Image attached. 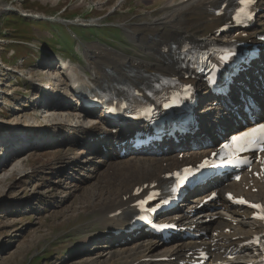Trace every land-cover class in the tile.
I'll use <instances>...</instances> for the list:
<instances>
[{"label":"bare ground","instance_id":"bare-ground-1","mask_svg":"<svg viewBox=\"0 0 264 264\" xmlns=\"http://www.w3.org/2000/svg\"><path fill=\"white\" fill-rule=\"evenodd\" d=\"M56 1L51 0L54 3ZM217 1L164 0L161 6L163 13L159 16L149 21L136 23L135 27L123 26L129 39L135 45L134 53H126L125 51L108 48L100 44H88L85 46L84 52L86 64L82 65L81 62L73 63L74 67L72 68L74 75L79 81L80 88L98 86L111 90L120 86L124 91H127L139 88L150 77L163 76L180 71L177 59L182 38L188 36L192 42L197 44H204L214 40L213 29L219 24V19L213 15L211 16L210 12L206 11L204 7L208 4L207 6L212 9L211 3H216ZM259 3L261 12L256 16L254 26L248 31L249 38L254 42L256 41L254 38L255 33L264 27V0H260ZM4 7L6 6L0 2V11ZM10 10L12 11L11 8ZM24 13L27 12L25 11ZM93 22L97 23L95 20L91 23ZM228 38H231V34L228 35ZM260 58L262 64H264V55L262 54ZM168 63L171 67L168 66ZM253 65L255 68H259L254 63ZM38 69L43 73L40 81H45L44 84L48 85L54 84V91L51 92L44 90V86L41 87V91H45L44 94L42 92L45 103L39 109L43 108V113L45 115L49 114V117H51L48 119L50 123H45L43 126L60 125L63 128L62 132L71 134L78 132L82 137V141L77 139L68 140L70 145L77 143L75 148L78 149L75 152L65 157H63L65 154H60L62 156L59 155L57 162L49 160L50 163L47 161L51 169L55 167L54 169L59 170L64 167L72 169L79 166V164H88L87 170L89 172L85 175H80L73 185L74 189H77V198L81 208H85L86 211L92 213L91 224L83 229V237L78 240L81 241L79 244L83 245L90 241L93 242L94 246L98 247L97 249H103L102 252L106 253L110 263L117 262V264H133L135 262L137 264H170L172 262H155L154 259L165 256H182L186 251V247L195 244L190 241H181L179 237L169 241L173 243L168 244V242L156 240L143 232H140L135 237L130 236L128 239L120 236L104 237V232L106 229L114 230L118 226L125 227L127 225V216L130 215L132 210L131 192L135 186H142L152 181H161V177L169 172L172 166L180 165L184 163L183 161L187 163L193 160L196 154L207 153L210 150L211 143L216 141L218 136L231 131L236 126H240L237 123L236 116L237 114L241 115V112L233 110L232 107L224 109L213 106L200 110L198 111L199 119L197 120L196 128L189 132V135H182L175 145L169 139H165L160 142L159 147L156 149L148 148L143 151L129 152L127 156L122 158L118 157V150L116 151L115 146L124 139L127 129H122L120 126H111L99 118V130L95 132L97 125L89 121L95 115L93 112H84L82 107L77 104V101L70 97L76 85L74 86L67 82L65 71L61 70L59 65L56 66L53 61H45L38 66ZM37 80L38 78L35 79V81ZM191 82L196 86L201 84L197 80H191ZM259 84V81L253 76H251V79L249 76L247 81H243V86L247 92L250 89H256ZM38 87L40 86L38 85ZM260 89H262L261 86ZM232 90H234V87H232ZM262 90L264 91V89ZM34 94H36L35 98L37 100V91ZM203 94H205V91L199 95V101L202 104L207 102L204 105L206 107L208 106L209 95ZM232 95L233 91L228 94L227 99L232 100ZM64 97L67 99H64ZM227 99H224V101ZM72 101H75L76 104L72 103ZM38 102L41 104L40 101ZM39 104L36 103V106ZM203 111L207 112L203 114ZM213 113L215 114V120L211 119ZM259 114H262V111H259ZM52 116H57L59 119H53ZM61 118H64V120ZM48 120L46 121L48 122ZM245 122L249 124L248 120H245ZM235 123L237 124L235 125ZM113 128L115 129L114 131L112 130ZM102 132L104 135L99 139V134L102 135ZM200 135L205 137L207 142L202 147L201 143L198 142L196 149L190 151V148L195 147V145L189 146V144L195 142ZM8 142L11 141L8 140ZM160 146L165 148H160ZM101 148H104L105 153L100 152ZM176 148L178 151L175 153ZM109 150L115 159L103 160L104 163L101 162L104 165L103 169L102 165L94 168L91 166L90 160L81 159L86 153L94 155L98 151L100 157L104 159L109 155ZM179 152L182 153V158L178 157ZM20 153L13 148L12 156H17ZM186 154H189L188 157H185ZM163 162L165 165L162 164ZM107 166L110 169H115L114 177L105 173ZM34 170V167L29 168L30 173H33ZM95 170L97 173H95ZM101 177L102 179L104 178V182H102ZM87 180L91 181L90 183L92 184L90 186ZM85 182L87 185L81 187V183ZM213 182L215 183V181ZM209 186L210 184H207L203 189H200L202 192L199 191L193 194L192 199L185 200L184 207H192L206 197L210 190L204 194L203 191ZM260 187L261 189L257 194L250 193L249 196L252 198L256 197L257 200L264 202V185H260ZM212 188H219L221 192L233 189L240 194L249 193L245 191V187L242 188L236 183H233L232 187L217 183ZM219 201V203L210 204L192 216L185 215L182 220L194 223L199 228H210L213 232L217 230L215 232V234L218 232L216 237L210 236L204 240L211 243L217 239L215 243V246H217L216 252L208 261V264H216L217 262L234 264L233 261L223 258L220 249L227 241L231 244L236 243L238 239L231 240L236 236H249V230L253 224L248 219V211H239L231 208L230 205L222 200L221 195L219 196ZM116 210H121V213L117 217H109ZM213 215H219V217L213 221L204 222L206 217ZM100 239L105 242L103 245L98 246ZM130 240V244H125Z\"/></svg>","mask_w":264,"mask_h":264},{"label":"rangeland","instance_id":"rangeland-1","mask_svg":"<svg viewBox=\"0 0 264 264\" xmlns=\"http://www.w3.org/2000/svg\"><path fill=\"white\" fill-rule=\"evenodd\" d=\"M127 1L57 0L54 3L51 0H0L4 6L21 8L24 12H33L42 17L57 18L63 23H67L65 20L76 21L71 27L83 40H91L89 36L99 37L106 27L108 34L113 32L122 41V30L124 42L113 43V47L126 53H134L135 45L129 39L127 31L119 27H116L119 28L116 31L113 30L115 27L109 26L120 24L135 27L138 23L149 21L163 13L161 6L164 0ZM10 8L4 7L0 11V148L5 146L3 136H10L11 133L12 137L20 136L17 141L11 139L13 146L23 140L35 143H29L22 149L14 148L19 153L22 150L17 156H12V149L10 156L5 159L1 158L3 151L0 149V264H117L110 263L106 253L102 252L103 249H97L94 244H78L83 236V229L91 224L92 213L81 208L77 189L73 185L80 175L89 172L88 164H79L72 169L64 167L62 170L49 167V160L57 162L63 154L65 157L78 149L75 148L77 143L70 145L68 142L76 135L62 132L60 125L43 126L50 123L48 119L51 117L42 110H37L39 105L34 107L37 102L34 100L36 94L33 92L36 88L33 85L35 79L40 80L43 74L38 66L42 61L54 59L43 48L60 46L61 51L67 50L73 45L72 38L66 35L69 30L46 20L18 16ZM93 19L99 23L98 30L95 27L77 25L89 23ZM67 25L69 24L64 27ZM83 40L79 39L76 44L77 57H80L77 59L82 65L86 64L85 45L99 43L97 40ZM15 56L23 58L22 65L21 60H14ZM2 62H9L11 70H5ZM168 66L171 67L169 63ZM248 92L264 95L260 84ZM52 118L59 119L57 116ZM30 134L38 136L30 137ZM111 154L110 152L103 159L98 152L94 155L86 153L81 159L90 160L91 166L95 168L102 165L103 160H114ZM31 167L35 168L33 173L29 171ZM101 167L103 169L104 165ZM109 170L111 169H106L105 173L114 177L115 169H112L113 173ZM101 180L104 182V178L101 177ZM87 182L89 186L92 184L90 180ZM85 185L86 182L81 183V187ZM198 192L199 190L196 193ZM130 243L131 240L125 244ZM170 243L173 242H168Z\"/></svg>","mask_w":264,"mask_h":264},{"label":"snow or ice","instance_id":"snow-or-ice-1","mask_svg":"<svg viewBox=\"0 0 264 264\" xmlns=\"http://www.w3.org/2000/svg\"><path fill=\"white\" fill-rule=\"evenodd\" d=\"M244 2H248V0H242V3H244ZM167 106H168V105H165V107H167ZM257 132L264 134V125H260L259 128H257V129H252V130H250L249 132L242 134V137H251V136H253V134H255V133H257ZM234 139H241V138H234ZM185 178H186V177H185ZM230 198H231V197H230ZM239 202L244 203L243 200H241V201H239ZM250 206L253 207V208H256V209H260V208L262 207V206H260V205H250ZM258 218L264 219V215H261V216H259Z\"/></svg>","mask_w":264,"mask_h":264}]
</instances>
